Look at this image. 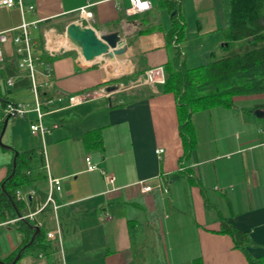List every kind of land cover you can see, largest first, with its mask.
<instances>
[{
  "label": "crops",
  "instance_id": "obj_1",
  "mask_svg": "<svg viewBox=\"0 0 264 264\" xmlns=\"http://www.w3.org/2000/svg\"><path fill=\"white\" fill-rule=\"evenodd\" d=\"M21 1L23 10L0 6V32L14 29L11 35H17L23 22L30 24L35 54L43 51L57 57L49 76L37 66V81L51 84L41 89L42 97L62 99L43 108L42 123L50 134L45 138L33 134L30 126L36 113L29 72L19 66L12 41L1 45V89L12 97L15 87L19 98H13L14 103H23L29 111L23 117L12 116L1 138L9 131L5 143L9 149L0 152V184L10 173L16 152L44 149L46 177L19 189L27 198L21 213L34 214L30 219L34 225L35 220L41 226L49 223L48 231L59 229L61 247L51 241L56 246L51 260L25 255L16 264H250L233 237L222 232L223 223L249 238L243 247L251 256L263 257L264 93L238 95L231 107L194 113L196 151L185 161L175 95L162 92L158 82L145 81L146 71L163 69L169 58L165 38L172 26L169 8L151 0L150 11L129 15L130 0ZM172 1L178 4L189 38L180 43L186 66L206 64L241 45H229L225 36L228 0ZM82 7L92 18L80 16ZM78 20L99 34L118 31L127 44L123 63L132 66L138 78L126 82L109 75L101 63L109 55L92 63L75 48L49 49L47 32L55 34L61 24ZM147 26L161 29L139 35ZM191 42L195 44L188 45ZM197 56L204 62L198 63ZM156 72L159 79L160 70ZM9 78L13 85L7 84ZM102 87L116 89L106 97L69 106V95ZM48 116L52 119L45 125ZM98 128L103 129V146L88 148L82 137ZM159 148L165 150L161 157L156 153ZM87 157L97 170H87ZM101 169L115 175V189L106 184ZM48 176L61 180V189L53 193L55 208L47 202ZM142 180L153 189L143 192L138 185ZM45 208L50 209L46 219L40 216ZM17 222L18 218L0 222L1 231L8 227L13 236L0 246L2 260L24 242Z\"/></svg>",
  "mask_w": 264,
  "mask_h": 264
},
{
  "label": "trees",
  "instance_id": "obj_2",
  "mask_svg": "<svg viewBox=\"0 0 264 264\" xmlns=\"http://www.w3.org/2000/svg\"><path fill=\"white\" fill-rule=\"evenodd\" d=\"M228 1L230 23L224 29L225 36L229 39V45L232 42H240L241 45L206 64L190 68L181 58L180 49L173 44L185 40L186 25L181 19L178 4L172 0H158L159 7L169 8L172 24L165 35L169 54L168 61L163 66L165 82L159 86L162 92L174 93L176 97L185 161L191 160L196 151L195 127L192 121L194 113L215 107H231L233 97L238 95L264 93V0ZM157 29L161 27L147 26L139 30L138 34L152 33ZM39 57L49 66L57 58L43 51ZM139 75L138 72H133L120 79L135 80ZM9 103H14L13 98L3 93L0 86V135L9 115L5 113ZM102 130L94 129L83 135V141L88 148L103 146ZM0 148L7 150L1 146ZM45 162L43 148L18 153L14 175L11 176L14 170L12 163L10 173L0 184V222L16 219L18 214L23 216L21 212L26 204L16 199V192L23 186L34 184L46 177ZM49 215L50 209L45 208L40 212V216L45 219ZM17 225L24 234V242L14 253L3 259L4 262L11 263L20 251V259L25 255H44L50 260L54 257L56 246L46 237L51 229L49 223L40 227L33 242L25 249L23 247L35 234L34 223L30 219H20ZM223 226L222 232L233 237L235 246L241 248L250 264H264V256L253 257L243 247L249 245V238L244 233L226 223Z\"/></svg>",
  "mask_w": 264,
  "mask_h": 264
},
{
  "label": "built area",
  "instance_id": "obj_3",
  "mask_svg": "<svg viewBox=\"0 0 264 264\" xmlns=\"http://www.w3.org/2000/svg\"><path fill=\"white\" fill-rule=\"evenodd\" d=\"M145 3H147L146 8L144 7ZM0 6L18 7L21 10H23L24 8L21 0H0ZM152 7L153 5H152L151 0H130V7L127 9V13L129 15L140 14V13L150 11ZM32 8L33 7H30V9ZM79 12H80V16L83 18H86V19L92 18V13L88 11L86 7H82ZM77 22L82 24V20H78ZM13 30L14 29H10L7 31L0 32V60L2 59V56H3L1 45L3 43L12 41V43H14L17 46L16 51L20 56L19 66L28 70L30 79H31V92L33 95V102H34L33 111L36 113V120L30 126L31 132L33 134H40L43 138H45L46 135L50 134L51 129L49 127H45L42 123V118L45 115L43 108L46 106H54V104L56 103V100H61L62 97L60 96L59 97H51V96L42 97L41 89H46L51 84L48 81H45L43 83H40L39 81H37V77H36L37 70L36 69L38 65H41L44 68V72L46 76H49L50 66L44 64L41 58L38 55H36L34 52V42L31 38L30 24L23 22L19 27V30H21L20 34L11 35V32ZM46 43L48 45V40ZM173 44L180 49L181 57H183L184 53L181 50V44L177 42H174ZM50 53L52 54L53 52L50 51ZM156 70H160L161 76L159 79H156V75H157ZM145 81L152 83V84L156 82H158L159 84H163L165 82L164 69L159 68L155 70L153 69V70L146 71ZM7 84L13 85L14 84L13 79L9 78L7 80ZM111 91L108 90L107 87L105 88L102 87L100 89H97L91 92L72 94V95H69L68 97V103H69V106L74 107L82 103H85L97 96L106 97L111 93ZM28 111L29 110L26 109L23 103H9L5 109L6 114L15 113L16 116H20V117L25 116ZM0 122H1V119H0ZM54 127H56V125ZM164 152L165 150L162 148H159L156 150V153L157 155H159V157H161V155ZM44 156H45V151H44ZM45 161H46V158H45ZM86 161H87V166H88L87 170L94 171L98 169L97 165L92 163L90 157H87ZM46 164H47V161H46ZM101 173L103 174L106 184L109 185L112 190L115 189L114 188V184L116 180L115 175L104 169H101ZM138 185L141 186V190L143 192H149L153 189V187L150 184H148L147 181L145 180L139 181ZM48 188H49V194H48L47 202L53 203L54 208H55L56 204L53 198V193L55 190L61 189V180L59 178H53V177L48 176ZM158 188L161 191H167V188L165 186L163 187L159 185ZM216 189H218V187H216ZM16 199L27 203V198L22 194L21 190H17ZM28 217L34 220V214H30ZM25 218H27V216L18 217V220L20 219L22 220ZM35 221H36V226L40 227L42 225V222L40 220H35ZM46 237L48 241H56L58 246L61 247L59 229L48 231ZM55 264H63V263L58 261V262H55Z\"/></svg>",
  "mask_w": 264,
  "mask_h": 264
},
{
  "label": "water",
  "instance_id": "obj_4",
  "mask_svg": "<svg viewBox=\"0 0 264 264\" xmlns=\"http://www.w3.org/2000/svg\"><path fill=\"white\" fill-rule=\"evenodd\" d=\"M64 36L79 49L81 56L86 61H92L96 58H100L104 55H109L111 58H116V56L123 55L127 50V44L125 39L119 34L118 31L106 33V34H98L97 31L90 26H83L78 22H71L66 26ZM113 89H116L114 87ZM108 88V90H113ZM15 117L16 114H9L3 125V129L0 135V146L4 148L9 147L4 145L1 141L3 134L5 133L8 121L11 117ZM18 153H15V159L13 162L14 170L11 174L14 175L15 167H16V157ZM20 217V214H18ZM35 228V234L33 235L31 241L23 247L25 249L28 245H30L35 235L40 231V228L36 225L33 226ZM21 257V251L16 255L14 260L11 263H6L2 259H0V264H16Z\"/></svg>",
  "mask_w": 264,
  "mask_h": 264
},
{
  "label": "rangeland",
  "instance_id": "obj_5",
  "mask_svg": "<svg viewBox=\"0 0 264 264\" xmlns=\"http://www.w3.org/2000/svg\"><path fill=\"white\" fill-rule=\"evenodd\" d=\"M65 25L64 24H61L60 25V29H58V31H56V33H55V36H56V42H57V46H65L66 45V41L68 40L65 36H64V33H65V29H66V26L64 27ZM99 34V33H98ZM61 35V36H60ZM185 37H186V31H185ZM187 38V37H186ZM187 39H189V38H187ZM185 41V40H184ZM183 41V42H184ZM190 41V40H189ZM188 43H190V42H188ZM192 43H194V42H191V44H188V45H190V46H192ZM71 45H70V48H75V49H77V50H79L77 47H75L72 43H70ZM195 44V43H194ZM187 45V43L185 42L184 43V46H186ZM209 45L210 46H214L215 44H213L212 42H209ZM59 47H57V48H55V50H58L59 49ZM66 47V46H65ZM186 51V50H185ZM187 52L189 53V50L187 49ZM200 55V54H199ZM198 58L196 59V61L198 62V63H201V62H204L203 60H200V57L199 56H197ZM123 58H124V56L123 55H121V56H116V58H115V60H114V57L113 58H111L110 56H106L105 58H104V60L101 62L107 69H108V71H112L113 72V69H112V65L113 64H115V63H117L118 61H117V59L120 61L119 63H123ZM100 60V58L96 61V62H98ZM111 66V67H110ZM134 71V69L132 68V66L131 67H128V69L127 70H125V72L124 73H120V74H118V75H111L113 78H116V77H123V76H125V75H128L129 73H132ZM3 80H4V75H1V82H3ZM126 82H127V79L125 80ZM11 96H12V98H15V99H18L19 98V94H17L16 93V88L15 87H13L12 88V90H11ZM20 118V117H19ZM19 118H16V120L18 119L19 120ZM14 119V118H13ZM52 119V116H48L47 118H45L44 119V124L46 125V122L48 121V120H51ZM66 118H64V120H65ZM194 123V122H193ZM46 127V126H45ZM8 135H9V131H7V134L5 135V137L3 138V141H2V143L5 145V143H6V139H7V137H8ZM5 150H2L1 148H0V152L2 153V152H4ZM29 216V215H28ZM27 216V218H25V219H31L30 217H28ZM20 217H22V216H20ZM10 227H12L13 228V226H10ZM8 229V227L6 228V227H4V228H2V230H4V232H2L1 231V229H0V246L1 245H3V244H5V243H7L8 241H10L11 239H13V236L10 234L11 232H8L9 230H7Z\"/></svg>",
  "mask_w": 264,
  "mask_h": 264
},
{
  "label": "bare ground",
  "instance_id": "obj_6",
  "mask_svg": "<svg viewBox=\"0 0 264 264\" xmlns=\"http://www.w3.org/2000/svg\"><path fill=\"white\" fill-rule=\"evenodd\" d=\"M47 40H48L49 49H51L52 51H56L55 48H57L59 46H57L58 44L56 42V36H55L54 32H52V31H48L47 32ZM70 43L71 42L69 40H67L65 46L66 47H70V45H71ZM98 59H99V57L94 59V60H92V61H87V62H92L93 63V62H96ZM114 60H115V58H114ZM128 67H129L128 63H119V62H117V63L112 65L113 72L112 71H108V72H109V75H118L120 73H124L125 70L128 69Z\"/></svg>",
  "mask_w": 264,
  "mask_h": 264
},
{
  "label": "clouds",
  "instance_id": "obj_7",
  "mask_svg": "<svg viewBox=\"0 0 264 264\" xmlns=\"http://www.w3.org/2000/svg\"><path fill=\"white\" fill-rule=\"evenodd\" d=\"M144 7H145V8L147 7V3H145Z\"/></svg>",
  "mask_w": 264,
  "mask_h": 264
}]
</instances>
